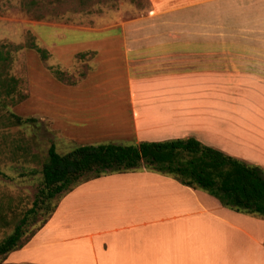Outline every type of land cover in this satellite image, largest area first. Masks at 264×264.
Listing matches in <instances>:
<instances>
[{
    "label": "crops",
    "instance_id": "1",
    "mask_svg": "<svg viewBox=\"0 0 264 264\" xmlns=\"http://www.w3.org/2000/svg\"><path fill=\"white\" fill-rule=\"evenodd\" d=\"M148 2V13L114 29H88L73 41L59 33L65 41L53 44L55 53H93L107 76L122 72L130 112L105 113L114 116L119 145L190 138L209 117L229 137L232 156L264 169V0ZM218 99H230V114L207 110L205 102ZM2 263L264 264V219L169 176L109 174L64 194Z\"/></svg>",
    "mask_w": 264,
    "mask_h": 264
},
{
    "label": "rangeland",
    "instance_id": "2",
    "mask_svg": "<svg viewBox=\"0 0 264 264\" xmlns=\"http://www.w3.org/2000/svg\"><path fill=\"white\" fill-rule=\"evenodd\" d=\"M149 10L148 0H0V51L10 56L6 74L17 80L10 96L0 90V211L5 214L0 220V242L31 208L50 145L64 155L80 146L122 143L111 133L117 126L114 116L126 117L130 112L122 72L117 70L115 79L107 76L108 70L94 62L93 53L56 54L53 44L65 41L56 35L64 33L67 41H73L87 36L84 31L88 29H114ZM32 45L46 51L47 57L43 59ZM109 94H116L117 101L110 102ZM218 100L213 105L205 102L207 110L230 114V99L223 104ZM109 111L114 114L111 120L105 116ZM10 114L34 122L16 126ZM229 121L222 119L221 126L227 127ZM202 122L205 125L195 135L198 141L236 158L229 137L220 135L218 119L206 117ZM45 212L40 210L28 221L24 238L42 224Z\"/></svg>",
    "mask_w": 264,
    "mask_h": 264
},
{
    "label": "trees",
    "instance_id": "3",
    "mask_svg": "<svg viewBox=\"0 0 264 264\" xmlns=\"http://www.w3.org/2000/svg\"><path fill=\"white\" fill-rule=\"evenodd\" d=\"M43 59L46 51L32 45ZM10 56L0 51V90L6 96L15 92L17 80L6 74ZM11 124L21 126L34 122L10 114ZM146 170L172 177L183 186L202 190L228 209L264 219V169L246 164L223 152L201 144L194 138L162 142H141L136 145H86L60 155L50 145L42 165V181L35 199L11 234L0 242L2 260L23 248L52 216L58 200L82 182L102 175ZM34 173V172H33ZM87 175H90L87 177ZM86 176V177H85ZM46 217L42 224L25 237L26 226L40 210ZM5 218L0 211V220Z\"/></svg>",
    "mask_w": 264,
    "mask_h": 264
}]
</instances>
